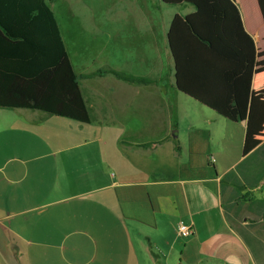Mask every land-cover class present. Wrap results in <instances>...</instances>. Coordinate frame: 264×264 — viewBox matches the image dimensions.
Instances as JSON below:
<instances>
[{"label": "crops", "instance_id": "0c3cea01", "mask_svg": "<svg viewBox=\"0 0 264 264\" xmlns=\"http://www.w3.org/2000/svg\"><path fill=\"white\" fill-rule=\"evenodd\" d=\"M137 1L48 4L79 77L90 118L83 125L98 126L72 125L52 131L51 142L24 144L14 134L40 124L38 111L0 109V264H264V231L250 226L264 211L255 155L264 144V24L256 0H236L255 54L239 122L224 109L223 76L236 62L173 44V19L189 7L131 16ZM148 3L156 13L169 6ZM119 61L151 83L90 76ZM186 116L184 131H174ZM203 152L211 156L199 159ZM178 222L193 235L177 238Z\"/></svg>", "mask_w": 264, "mask_h": 264}, {"label": "trees", "instance_id": "16d2710c", "mask_svg": "<svg viewBox=\"0 0 264 264\" xmlns=\"http://www.w3.org/2000/svg\"><path fill=\"white\" fill-rule=\"evenodd\" d=\"M54 1L0 0V109L33 110L87 124L90 118L80 93L79 77L72 69L54 15L48 7ZM163 2L176 6L166 0ZM256 3L264 24V0H256ZM177 6L192 10L183 18L173 19V27L178 22L186 26L185 38L183 34L178 38L181 46L185 45L186 50L197 55L221 53L226 60L236 62V66L223 76L226 85L224 109L235 122L244 120L255 54L253 41L244 32L236 0H183ZM203 18H209L211 37L199 27ZM105 75L134 85L151 83L111 69L98 70L90 76ZM255 155L263 162L260 180L264 177V144ZM260 216L262 221H253L250 226L264 231V211ZM261 252L264 257V249Z\"/></svg>", "mask_w": 264, "mask_h": 264}, {"label": "rangeland", "instance_id": "374dc122", "mask_svg": "<svg viewBox=\"0 0 264 264\" xmlns=\"http://www.w3.org/2000/svg\"><path fill=\"white\" fill-rule=\"evenodd\" d=\"M129 1V0H128ZM132 1H137V0H132ZM149 0H138L137 2L139 4H132V14L131 16H140V17H153V16H172L174 14H178L180 12H182L183 10H185L184 8H181V6H177V4L181 3L183 0H166V2H170V4H175L176 6H163V7H159L158 12L156 13L155 11H153V9L151 8L150 3H148ZM241 1V0H237ZM248 1V0H247ZM197 3H199L200 5L202 4L201 2L197 1ZM168 4V3H167ZM129 6H126V11H129ZM178 7V8H177ZM240 14V13H239ZM241 19V17H240ZM210 22H209V18H203L201 22H199V27L201 28V31L205 34L211 37V26ZM183 26H184V30H183ZM191 26H194L193 24ZM186 30V26L185 25H181V23L178 22V24H176L174 27H172L171 30V38H172V42L174 45H176V47H181L180 45V41L178 38L183 37L184 36V32ZM127 35L128 38H134V34L133 31H127ZM183 47L185 45H182ZM192 52L191 50H187ZM159 52V51H158ZM106 69V68H105ZM113 70H117L120 72H124L127 74H131L129 72V65L128 63H126V61H119L118 63H114V68H110ZM157 74H159V72H157ZM111 77V76H109ZM110 79H114L113 77H111ZM193 113L192 111H190L188 114ZM36 115V118H38V120H41L40 124L34 125V127L29 128L26 131L23 132H15L16 134H14V136L16 137V135H19V139L22 143L24 144H39V143H45V142H51L50 137L52 136V131L55 133H64V131L69 128L72 127V125L74 127H77L78 129H88V131H90L93 127L98 126L96 125L98 122L94 123L93 125H91L90 127L80 124L78 122L72 121V120H68V119H60L58 117H54L48 114H44L41 112H38ZM46 115V116H45ZM192 118H194V116H192ZM51 119V120H50ZM187 116L184 119H180L177 123H176V130H179L181 133L184 131V129L187 126ZM49 121H51L52 124H49ZM93 122V121H92ZM223 120H218L214 125L213 128L215 129V131L217 133H221L223 130ZM88 127V128H87ZM172 132V137H177V135L175 134V132ZM218 135V134H217ZM217 137V136H215ZM81 141V138L77 139V142L79 143ZM217 144L216 140H212L211 142H208V145L215 147ZM185 155V154H184ZM183 155V156H184ZM209 156H211L210 153L207 152H203L200 153V155L198 156L199 159H207ZM154 252V251H153ZM155 253V252H154Z\"/></svg>", "mask_w": 264, "mask_h": 264}, {"label": "built area", "instance_id": "2783aa9c", "mask_svg": "<svg viewBox=\"0 0 264 264\" xmlns=\"http://www.w3.org/2000/svg\"><path fill=\"white\" fill-rule=\"evenodd\" d=\"M210 162H214L213 158H209ZM194 233V228L190 224H185L184 222H178L175 229V234L177 238L185 239L192 236Z\"/></svg>", "mask_w": 264, "mask_h": 264}]
</instances>
